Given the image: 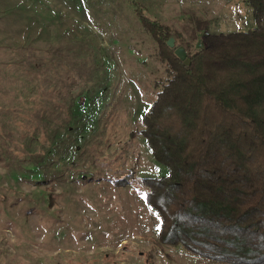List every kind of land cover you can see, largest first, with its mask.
Wrapping results in <instances>:
<instances>
[{
  "label": "rangeland",
  "instance_id": "rangeland-1",
  "mask_svg": "<svg viewBox=\"0 0 264 264\" xmlns=\"http://www.w3.org/2000/svg\"><path fill=\"white\" fill-rule=\"evenodd\" d=\"M246 1L0 0V264H223L153 246L141 119L171 67L137 11L189 59L254 28Z\"/></svg>",
  "mask_w": 264,
  "mask_h": 264
},
{
  "label": "trees",
  "instance_id": "trees-1",
  "mask_svg": "<svg viewBox=\"0 0 264 264\" xmlns=\"http://www.w3.org/2000/svg\"><path fill=\"white\" fill-rule=\"evenodd\" d=\"M246 2L254 28L208 35L188 65L167 28L137 11L171 67L141 119L167 169L141 182L160 221L153 246L223 264H264V0Z\"/></svg>",
  "mask_w": 264,
  "mask_h": 264
},
{
  "label": "water",
  "instance_id": "water-1",
  "mask_svg": "<svg viewBox=\"0 0 264 264\" xmlns=\"http://www.w3.org/2000/svg\"><path fill=\"white\" fill-rule=\"evenodd\" d=\"M167 46H169L170 48H174L175 47V43H174V39L170 38L167 41ZM174 54L176 55V57L181 60L185 65L189 64V59L187 58V54L184 50V48L182 47H177L174 51Z\"/></svg>",
  "mask_w": 264,
  "mask_h": 264
}]
</instances>
